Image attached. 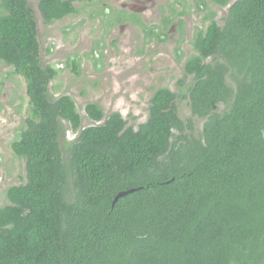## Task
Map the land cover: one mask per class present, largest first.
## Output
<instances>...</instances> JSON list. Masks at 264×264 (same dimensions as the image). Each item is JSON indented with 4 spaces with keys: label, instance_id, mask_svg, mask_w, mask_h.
<instances>
[{
    "label": "trees",
    "instance_id": "trees-1",
    "mask_svg": "<svg viewBox=\"0 0 264 264\" xmlns=\"http://www.w3.org/2000/svg\"><path fill=\"white\" fill-rule=\"evenodd\" d=\"M92 1L39 8L53 22ZM195 48L185 70L193 115L206 119L199 136L186 132L194 124L168 87L138 128L96 101L82 128L73 98L48 94L57 69L42 64L28 0H0V61L24 77L30 103L11 142L26 178L0 206V264H264V0H237ZM64 122L81 128L66 159Z\"/></svg>",
    "mask_w": 264,
    "mask_h": 264
},
{
    "label": "rangeland",
    "instance_id": "rangeland-1",
    "mask_svg": "<svg viewBox=\"0 0 264 264\" xmlns=\"http://www.w3.org/2000/svg\"><path fill=\"white\" fill-rule=\"evenodd\" d=\"M125 1L128 2H76L75 13L47 22L39 8L40 0H28L38 23L42 64L57 69L48 86L50 98L70 95L82 115V128L91 124L86 113V105L91 101L98 102L105 115L119 111L128 120V125L138 128L149 117L151 98L156 89L168 87L177 95L181 118L184 122L192 120L194 124V128H187L186 132L199 136L206 119L193 115L189 88L194 75L187 74L185 63L197 53L194 47L196 34L201 28L206 31L207 22L202 14L193 12L189 15L191 19L186 18L181 32L176 31L174 38L167 35L165 41L159 42L156 39L160 36L152 35L149 27L158 24L161 10L166 15L174 0H156L155 6L144 12L151 17L145 26L130 19L118 21L124 19L125 13L112 11L122 9ZM236 1L230 0L226 6L211 5L215 20L224 25L230 7ZM192 2L186 0V11L193 10ZM177 18L174 16L173 21L176 22ZM189 22L190 29L187 27ZM170 25L171 22L166 30ZM214 59L210 56L206 61L214 62ZM227 77L229 84L236 87L230 74ZM224 109L226 104H220L216 112ZM29 114L24 77L17 74L12 65L0 61V206L8 201L7 187L22 183L26 178L25 160L16 156L11 142L26 128ZM80 129L73 130L68 122H64L60 140L64 159L68 157V147Z\"/></svg>",
    "mask_w": 264,
    "mask_h": 264
},
{
    "label": "flooded vegetation",
    "instance_id": "flooded-vegetation-1",
    "mask_svg": "<svg viewBox=\"0 0 264 264\" xmlns=\"http://www.w3.org/2000/svg\"><path fill=\"white\" fill-rule=\"evenodd\" d=\"M93 2V1H92ZM156 0H128V2H123L122 3V9L120 10H114L112 12H124V19L122 20H118V21H124V20H132L133 22H138V24L145 26V22L149 19H151V17H149L147 14L144 15V12L147 9H150L152 6H155ZM230 2V0H229ZM228 2V3H229ZM81 3H90V2H81ZM217 5V6H226L225 4L220 3L218 0H193L192 2V9L193 10H185L186 9V0H174L173 5H170V8L168 9V12L166 15H164L163 10H161V15L159 16V22L156 25H152L151 27H149L150 31H152V35H156V36H160V38L156 39L157 41H165L166 37L165 36H171V37H175V32L178 31L181 32L182 28H184V22H186V18L191 19V17L189 15H191V13H199L202 14V18L205 19V21L207 22V27L206 30L208 28V26L210 25V23L212 21H215L219 26H224L221 25L217 20H215V11L213 9H211V5ZM182 7L181 9H179V7ZM107 7V6H106ZM106 7H104L103 9H105ZM107 9V8H106ZM127 11V12H125ZM131 11V12H130ZM230 11V9H229ZM204 14V16H203ZM110 15V12L109 14ZM135 15V16H133ZM174 16H178V18L176 19V22L173 21ZM227 19V18H226ZM173 21V22H172ZM171 25L169 27L168 30H166V28H168L167 26L170 24ZM130 23V22H129ZM226 23V20H225ZM187 27L190 29L191 26H189L190 22L187 23ZM205 33V29H199L198 33L196 34V39L199 36L200 33ZM157 38V37H156ZM195 39V41H196ZM117 40H115L116 42ZM195 47V45H194ZM197 51V50H196Z\"/></svg>",
    "mask_w": 264,
    "mask_h": 264
},
{
    "label": "water",
    "instance_id": "water-1",
    "mask_svg": "<svg viewBox=\"0 0 264 264\" xmlns=\"http://www.w3.org/2000/svg\"><path fill=\"white\" fill-rule=\"evenodd\" d=\"M137 189H138V188H130V189H128V190L120 191V192L116 195V197H115V199H114V202H113V205L118 201V199H119L120 197L125 196V195H127V194H129V193H132V192L136 191Z\"/></svg>",
    "mask_w": 264,
    "mask_h": 264
}]
</instances>
